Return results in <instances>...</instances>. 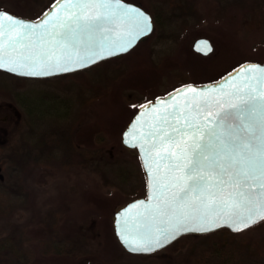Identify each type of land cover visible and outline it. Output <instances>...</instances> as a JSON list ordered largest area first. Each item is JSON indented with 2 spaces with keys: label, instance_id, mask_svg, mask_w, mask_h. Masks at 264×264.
Listing matches in <instances>:
<instances>
[{
  "label": "rangeland",
  "instance_id": "1",
  "mask_svg": "<svg viewBox=\"0 0 264 264\" xmlns=\"http://www.w3.org/2000/svg\"><path fill=\"white\" fill-rule=\"evenodd\" d=\"M126 1L156 19L127 55L50 79L0 73V239L25 227L32 264H195L213 253L247 264L264 251L263 221L233 235H186L140 257L115 238L114 214L146 194L139 157L121 141L138 108L264 62V0ZM55 3L0 0V10L38 19ZM201 37L213 43L209 56L192 49Z\"/></svg>",
  "mask_w": 264,
  "mask_h": 264
},
{
  "label": "snow or ice",
  "instance_id": "2",
  "mask_svg": "<svg viewBox=\"0 0 264 264\" xmlns=\"http://www.w3.org/2000/svg\"><path fill=\"white\" fill-rule=\"evenodd\" d=\"M150 31V18L120 0H56L38 23L0 12V69L31 77L76 71L128 51ZM179 97H187L182 105ZM142 108L125 143L145 154L151 203L133 205L144 209L134 235L122 222L130 251L264 220V67H242L219 88H183ZM146 112L154 116L143 132Z\"/></svg>",
  "mask_w": 264,
  "mask_h": 264
},
{
  "label": "water",
  "instance_id": "3",
  "mask_svg": "<svg viewBox=\"0 0 264 264\" xmlns=\"http://www.w3.org/2000/svg\"><path fill=\"white\" fill-rule=\"evenodd\" d=\"M120 2L122 4H124V5H126L127 7H131V8L138 9L139 11H141L145 15H147L150 18V20H151V31L148 32L146 35L139 36L135 40L133 46L128 51H126V52H120V53H118L116 55H112V56H107L105 59L98 60V62L95 63V64H91L88 67H84V68L78 69L76 71L64 72V73H59V74H55V75H51V76L31 77V76L17 75L16 73L8 72V71H6L4 69H0V71L3 72V73H6L8 75L14 76V77H20V78H26V79H46V78H53V77H57V76H62V75H67V74H71V73H74V72L82 71V70H85L87 68H90V67H92V66H94V65H96L98 63H101L103 61H106V60H109V59H112V58H116V57H119V56L128 54L144 38L152 35V33L154 32V29H155V25H154L152 16L147 11H145V9H143L141 6L136 5L134 3L127 2L125 0H120ZM52 10H53V6L47 12H50ZM0 12L7 13V14L11 15L14 18H18L20 20H23V21H26V22H32V23H38L44 17V14H43L38 19H29V18L20 17V16H18L16 14H13V13H11V12H9L7 10H3V9H1ZM192 49H193V51L195 53H197L199 55L209 56V55H211L213 53L214 46H213V43L209 39H207L205 37H201V38H198V39H196L194 41V44L192 46ZM249 65H256V66L264 67V62H247V63H244V64L238 66L237 68H235L230 73H228L225 76H223L218 81L210 82V83H206V84H202V85H187V86H183V87H181V88H179L177 90H180V89H183V88H187V87H193V88H196L198 90H200V89H208V88H219V86L222 85V84H224L226 80H230L233 76H235L236 73L242 67L249 66ZM242 79H243V77H240L236 81H233V83H239L240 80H242ZM228 87L230 88L231 85H228ZM177 90L169 93L168 95H166L164 97H159V98L153 99V100H151V101H149V102H147V103H145L143 105H146L147 104V105H149V107H151L152 105H155L158 100L165 99V98L169 97L171 94H175L177 92ZM192 95H194V94H192V93H188L187 94L188 97H190ZM186 98L187 97H179L178 100L175 101L174 103H177V104H181L182 105L183 104V101ZM142 106H140L138 108V110L136 111V113L134 114V116L132 117V119L130 120V122L128 123L126 129L124 130V132H123V134L121 136L122 144L125 147L130 148L132 150H135L137 152L138 157H139V160H140L141 165H142V168H143V172H144V175H145V179H146V195L144 197H140V198H137L135 200H132L131 202H129L128 204H126L123 208H121L119 211H117L115 213V215H114V230H115V235H116L119 243L122 245V247L127 252H129L131 254H134V255H151V254L157 253V252L165 249L166 247L170 246L172 243H174L175 241H177L179 238H181L183 236H186V235H206V234H210V233H213V232L222 230V229H228V230H230L233 233H240V232L246 231V230H248V229H250V228L258 225L262 221H264V220H260L257 223L251 225L250 227H248V228H246V229H244L243 231H240V232H235V231H233L228 226H222V227L216 228L214 231H211V232H186V233L180 235L177 239L173 240L171 243H168L165 246L156 249L155 251H152V252H132V251H130L129 248L125 246V244L122 242V239H121V225H122V222H123L124 219L127 220V222H128V228H129L131 234L134 235L137 224L142 220V216H143L144 209L143 208L133 207V205L134 204H138L141 201L145 202L146 204L147 203H151V200H150L151 193H150V188L148 186V173H147L146 168H145V165H144V156H145V154L142 153L138 147H131L128 143H125V138L126 137L131 140V136H129V133H132L133 132V129L131 128V125L133 123H135V118L137 117V115L143 111ZM158 107L162 108V107H164V105H159ZM153 116H154L153 113L146 112L141 117V120L143 121V124H142V126H138V128H140V131L146 132L148 130V127H147L148 126V123L151 122V120L153 119ZM140 131L136 132L135 135L136 136H139L140 135ZM133 142L134 143H138V141H133ZM125 212L128 213L127 217H124V215H123Z\"/></svg>",
  "mask_w": 264,
  "mask_h": 264
},
{
  "label": "trees",
  "instance_id": "4",
  "mask_svg": "<svg viewBox=\"0 0 264 264\" xmlns=\"http://www.w3.org/2000/svg\"><path fill=\"white\" fill-rule=\"evenodd\" d=\"M148 38L149 37L144 38L140 43L146 41ZM112 60H116V59H114V58L113 59H109V60H106V61H104L102 63L110 62ZM102 63H100V64H102ZM100 64H97V65L91 67L90 69H92V68H94V67H96V66H98ZM88 70L89 69H86V70H83V71H80V72H84V71H88ZM0 73L8 75V74L3 73L1 71H0ZM76 73H78V72H76ZM226 74L227 73H225L224 75H226ZM70 75L71 74L63 75V76H70ZM46 79H50V78H46ZM215 81H217V80H215ZM140 100H142V99L136 98L134 101L135 102H140ZM102 140H103V138L99 139V141H102ZM69 153H72V152L69 151ZM68 160H69V158H65L63 160V162H65V161L67 162ZM2 179H3V177L0 175V180H2ZM256 226H254V227H256ZM21 227H23V226H21ZM21 227H20V230L18 232H14L10 236H7L5 239H0V242H3V244H0V247L2 249V250L0 249V264H32L34 262V259L37 257V255L35 253V250L30 246L31 242L33 241V238L27 236L25 227H23V228H21ZM254 227H252V228H250L248 230H251ZM248 230H246V231H248ZM13 231H14V229H13ZM220 232H222V233H226L227 232V233H229L231 235L236 234V233L231 232L228 229H222V230H220ZM243 232H245V231H243ZM16 233H19L20 236L19 237L16 236ZM207 235H205V236H207ZM194 236H198V235H194ZM115 238L117 239L116 235H115ZM54 250H56V249L54 248ZM137 256L148 257V256H151V255H137ZM221 256L222 255H219L218 253H213L209 257L206 258V259H208L207 261H195V264H233L230 261H224L222 259L223 257H221ZM247 264H264V251L261 252L259 255L257 254V256H255L254 260H251Z\"/></svg>",
  "mask_w": 264,
  "mask_h": 264
},
{
  "label": "flooded vegetation",
  "instance_id": "5",
  "mask_svg": "<svg viewBox=\"0 0 264 264\" xmlns=\"http://www.w3.org/2000/svg\"><path fill=\"white\" fill-rule=\"evenodd\" d=\"M151 16H152V19H153V22H154V25H155V23H156V19H155V17L152 15V14H150ZM121 57H123V56H120V57H116V58H114V59H120ZM133 151H135V150H133Z\"/></svg>",
  "mask_w": 264,
  "mask_h": 264
}]
</instances>
